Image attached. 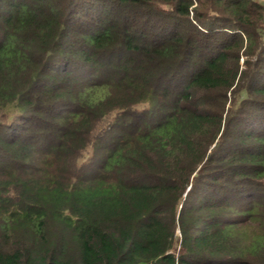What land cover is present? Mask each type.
Listing matches in <instances>:
<instances>
[{"label":"trees","instance_id":"16d2710c","mask_svg":"<svg viewBox=\"0 0 264 264\" xmlns=\"http://www.w3.org/2000/svg\"><path fill=\"white\" fill-rule=\"evenodd\" d=\"M0 264H264V3L0 0Z\"/></svg>","mask_w":264,"mask_h":264},{"label":"crops","instance_id":"0c3cea01","mask_svg":"<svg viewBox=\"0 0 264 264\" xmlns=\"http://www.w3.org/2000/svg\"><path fill=\"white\" fill-rule=\"evenodd\" d=\"M259 1H261V2H263V3H264V0H259Z\"/></svg>","mask_w":264,"mask_h":264}]
</instances>
